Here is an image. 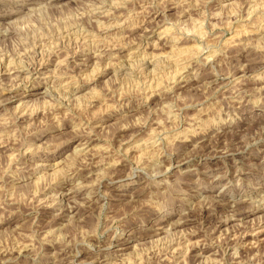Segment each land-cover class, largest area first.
<instances>
[{"label": "clouds", "instance_id": "1", "mask_svg": "<svg viewBox=\"0 0 264 264\" xmlns=\"http://www.w3.org/2000/svg\"><path fill=\"white\" fill-rule=\"evenodd\" d=\"M0 264H264V0H0Z\"/></svg>", "mask_w": 264, "mask_h": 264}]
</instances>
